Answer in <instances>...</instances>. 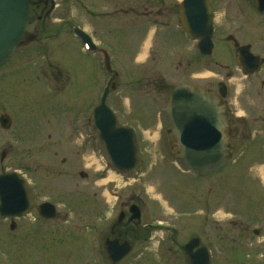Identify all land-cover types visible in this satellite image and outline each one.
Returning <instances> with one entry per match:
<instances>
[{
  "label": "rangeland",
  "instance_id": "374dc122",
  "mask_svg": "<svg viewBox=\"0 0 264 264\" xmlns=\"http://www.w3.org/2000/svg\"><path fill=\"white\" fill-rule=\"evenodd\" d=\"M177 1L53 0L52 7L34 8L35 15L43 11L47 14L31 25L28 32L33 39L23 42L12 62L0 68V74L9 73L0 77L4 101L29 99L24 105L26 112H11L21 132L14 136L4 134L0 170L16 168L25 172L35 196L53 201L57 214L44 221L34 213L26 215L23 234L12 238L2 224L6 221L0 222V264H111L101 254V245L92 239L91 230L84 232L87 222L97 220L106 225L101 220L115 194L118 200L133 199L137 194L135 200L140 203L146 197H159L158 190L164 200L152 199L146 212L153 208L155 213L144 212L140 224L159 220L171 227L152 228L153 242H163L174 230L181 236L180 241L198 234L202 240L213 242L210 248L217 258L212 264L239 261L223 255L227 243L234 250L258 248L260 252L256 253H264V65L253 77L242 76L235 67L232 43L225 40L227 37L221 39V35L231 34L239 42L256 43V37H264V13L256 10L253 0H212L219 39L214 38L211 56L202 58L231 68L222 73L221 66L209 64L216 73L221 70L220 74L205 71L201 73L205 77L197 81L206 87L217 81L227 84L225 101L230 120H243L231 137L235 147L228 167L205 177L178 169L173 161L174 148L168 145L157 116L168 87L191 80L192 70L206 65L203 59L201 63L191 60L187 53L191 52L190 40L177 28ZM157 8L163 9L164 16H156ZM74 26L93 35L98 48L110 49L111 70H105L100 49L94 55H83L72 32ZM154 27L157 31L153 45L151 49L145 46L149 56L135 65L134 53L144 49V38L146 43L151 41L150 30ZM174 56H180L177 62L181 64L174 62ZM22 69L24 72L20 73ZM31 69L51 77L52 93L46 92L39 81L22 82L31 76ZM108 81L115 83L107 95V104L115 109L117 121L137 129L144 159L141 170L152 166L146 175L137 174L126 180L128 184L123 187L124 180L101 179L97 167L86 165L96 154L89 152L91 149L81 142L80 136L87 134L83 124L87 123L89 106L98 102ZM43 95L51 97L46 109L36 107V100ZM2 109L5 110L0 102V112ZM33 127L41 130L35 140L27 132ZM80 171L84 174L80 175ZM207 202L210 206L205 207ZM217 205L219 210L213 213ZM191 223L195 224L193 230ZM215 234L218 236L213 239ZM134 247L133 253L116 264H175L166 252L165 257L153 258V244ZM262 253L248 262L264 264ZM173 254L181 258L178 251Z\"/></svg>",
  "mask_w": 264,
  "mask_h": 264
},
{
  "label": "water",
  "instance_id": "95a60500",
  "mask_svg": "<svg viewBox=\"0 0 264 264\" xmlns=\"http://www.w3.org/2000/svg\"><path fill=\"white\" fill-rule=\"evenodd\" d=\"M27 4V0H0V63L11 55L28 26ZM256 4L260 10L264 9V0H256ZM181 10L184 12L183 25L189 33L199 37L200 50L209 52L211 24L207 0H183ZM105 94L106 90L99 105L91 111L92 128L98 133L101 150L108 160L116 165H130L128 160H134L137 151L134 133L128 126L115 125L113 112L104 102ZM212 99V94L200 87L180 84L169 92L162 109L169 138L177 144L178 162L196 173L219 168L230 154L221 130L224 122L217 117L221 107L212 103ZM28 192L23 179L15 173L0 174V215L25 213L30 207ZM39 209L42 215L52 214L47 203ZM114 249L119 255L127 250L123 244L108 246V250L113 252ZM206 263L205 257L201 264Z\"/></svg>",
  "mask_w": 264,
  "mask_h": 264
},
{
  "label": "flooded vegetation",
  "instance_id": "af4514ba",
  "mask_svg": "<svg viewBox=\"0 0 264 264\" xmlns=\"http://www.w3.org/2000/svg\"><path fill=\"white\" fill-rule=\"evenodd\" d=\"M34 3H35V5L36 6H39L40 5V3H42V1L41 0H34ZM37 18L39 19L40 18V15H37ZM261 65H262V63H261ZM3 74H4V71L0 74V77H3ZM2 80V79H1ZM261 83H263V85H264V80H262V82ZM216 87H217V83H216ZM215 87V88H216ZM208 88H211V89H213L214 87L212 86V87H208ZM223 99V98H222ZM28 98H26V99H24L23 100V103H21V102H19V101H17L18 102V104H16V100H13V101H10V100H7V101H4V96L1 94L0 95V102L3 104V105H6L4 108H5V110H3L2 109V111H1V113L2 112H5V111H8L9 113H10V128H12V132H11V135L12 136H14L15 134L16 135H18V133H16V130H15V128H14V125H13V116H12V114H11V112L13 111H16V110H20V109H22L23 111H25L26 112V110L24 109V105H26V103L28 102ZM37 101V100H36ZM40 101V100H39ZM225 105H226V103H225ZM46 106H44V107H42L43 109H46L45 108ZM29 109H32V108H29ZM29 109H27V110H29ZM237 113H235V115H236ZM225 116H226V120H227V125H226V127H225V132L227 133V134H234L236 131H237V129H238V125H241V121L243 120V119H241V118H233L232 120L233 121H231L230 120V116H229V112H226V114H225ZM39 121H40V119H39ZM1 126V125H0ZM16 129L18 130L19 129V127L17 126L16 127ZM20 131V130H19ZM18 131V132H19ZM3 129L2 128H0V142H1V140L3 139ZM29 134H30V137L31 138H34V140H35V135H37V136H40V133L39 132H41L40 131V129H35V127H33V129H30V130H28L27 131ZM27 137H29V136H27ZM38 139H41V137L40 138H38ZM32 142H33V139L31 140ZM86 142H90V143H92V144H90V146H91V151H93V142L91 141V140H88V141H86ZM80 175H83L84 173L82 172V171H80V173H79ZM143 206V205H142ZM143 207H145L144 208V210H141L140 209V217H139V219H137L136 221L135 220H133V219H130L129 218V215L128 216H126V222L124 223V224H121L120 222L124 219V217H125V215H123L120 219H118V226H120V227H115V224H112V226H111V228H110V233H112V234H116V236L117 237H125V236H128V237H135L137 240H147L148 239V235H146V236H143L142 238H141V236H138L137 235V229H139L140 227H141V230H143L145 233H147V234H149V233H151L152 231H151V229L152 228H155V226L154 225H156V224H154L152 221H144L142 224H140V221L141 220H143L142 218H143V216H144V212H145V214H147V212H146V206H143ZM153 213H154V210H151ZM152 212H150V213H152ZM203 212H208V211H203ZM149 215V214H148ZM197 217V215L195 216V218ZM120 224V225H119ZM140 225V226H139ZM114 227H115V229H114ZM11 228H14V225H12V227ZM195 228V224H193V223H191V229L193 230ZM194 235V234H193ZM199 237V236H198ZM208 238H211L210 236H207ZM213 239L214 238H216V237H212ZM208 242H206V241H204V239L202 240V238L201 237H199V239H197V242H198V245H195V247H192L191 248V250L190 251H195L196 250V248H197V246H200V243L201 244H203V245H205V247L207 248V250H208V252H209V264H211V261L213 260V258H217V255L215 254V253H212V251H211V246H212V243L213 242H211V239H206ZM187 241V240H186ZM216 242H218V241H216ZM216 242H214V243H216ZM184 243H186L185 241H183L182 243L178 240V239H176V242H175V244H174V246L177 248V250H179V252L180 253H178V255L181 257V258H185V255H186V253H185V251H184V247H183V245H184ZM233 244H237V243H233ZM175 248V249H176ZM223 251H224V253H223V255L226 253V255L228 254V256L230 257H233L234 259H237L238 258V255L239 254H245L244 252L246 251V255H247V259H249V260H254V259H256L255 257H258L260 254H258V253H256V252H252V250H248V249H244V252H243V250L240 248V249H238V250H234V248H230L229 246H228V244L226 245V246H223ZM251 251V252H250ZM194 253V255L196 256V257H200V254L198 255V254H196V252H193ZM192 253V254H193ZM172 254V253H171ZM175 255V254H174ZM176 257H178L177 255H175Z\"/></svg>",
  "mask_w": 264,
  "mask_h": 264
}]
</instances>
